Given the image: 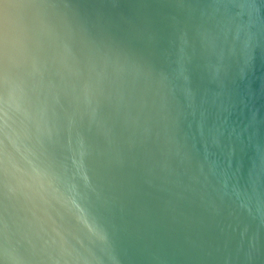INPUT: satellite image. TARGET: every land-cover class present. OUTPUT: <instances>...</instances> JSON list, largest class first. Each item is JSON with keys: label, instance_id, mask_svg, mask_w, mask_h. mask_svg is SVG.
Returning a JSON list of instances; mask_svg holds the SVG:
<instances>
[{"label": "water", "instance_id": "water-1", "mask_svg": "<svg viewBox=\"0 0 264 264\" xmlns=\"http://www.w3.org/2000/svg\"><path fill=\"white\" fill-rule=\"evenodd\" d=\"M0 264H264V0H0Z\"/></svg>", "mask_w": 264, "mask_h": 264}]
</instances>
